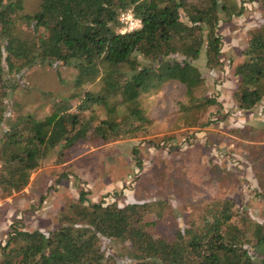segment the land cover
<instances>
[{
    "label": "trees",
    "instance_id": "16d2710c",
    "mask_svg": "<svg viewBox=\"0 0 264 264\" xmlns=\"http://www.w3.org/2000/svg\"><path fill=\"white\" fill-rule=\"evenodd\" d=\"M259 1L262 23L234 70L235 99L245 113L264 108V0ZM18 7V0H0L1 199L24 191L51 156L63 166L78 145L150 137L154 120L144 99L171 84L179 112L195 118L216 105L215 97L206 96L203 68H224L220 26L245 10L237 0H44L30 17L36 38L26 42L15 33L3 35L10 30L1 25ZM127 11L142 27L123 34L119 17ZM28 43L34 45L30 58ZM11 57L22 70L37 64L74 69V92L53 101L48 113L24 110L18 99L24 88ZM154 212L149 203H94L83 191L56 229L28 231L20 221L12 224L0 244V264H264V222L232 199L215 202L170 236L157 229L161 213L147 220ZM102 239L129 248L127 261L106 256Z\"/></svg>",
    "mask_w": 264,
    "mask_h": 264
},
{
    "label": "rangeland",
    "instance_id": "374dc122",
    "mask_svg": "<svg viewBox=\"0 0 264 264\" xmlns=\"http://www.w3.org/2000/svg\"><path fill=\"white\" fill-rule=\"evenodd\" d=\"M43 1L18 0L20 7L13 10L12 19L1 25L10 30L3 35L15 33L26 42L33 41L36 35L30 17L40 11ZM237 2L243 3V15L220 26L224 68L219 72L203 68L206 96L215 97L218 103L195 115L196 119L193 113L179 112V94L171 84L144 99L154 120L147 139L81 144L74 159L63 166L56 165L51 156L33 173L24 191L0 198V244H5L11 225L18 221L28 231L60 227L61 216L79 202L83 191L94 203L154 204L155 212L147 220L154 222L161 213L157 229L169 236L225 199L234 200L264 222V108L246 113L238 109L234 77L263 13L259 0ZM26 47L30 58L34 45ZM8 62L24 88L18 95L24 110L48 113L53 101L74 92L76 72L72 68L37 64L22 70L20 60L11 57ZM102 247L106 256L127 261L129 248L124 245L102 239Z\"/></svg>",
    "mask_w": 264,
    "mask_h": 264
},
{
    "label": "built area",
    "instance_id": "2783aa9c",
    "mask_svg": "<svg viewBox=\"0 0 264 264\" xmlns=\"http://www.w3.org/2000/svg\"><path fill=\"white\" fill-rule=\"evenodd\" d=\"M122 24L121 33H130L139 30L142 27L141 20L137 19L132 11L123 12L119 17Z\"/></svg>",
    "mask_w": 264,
    "mask_h": 264
}]
</instances>
